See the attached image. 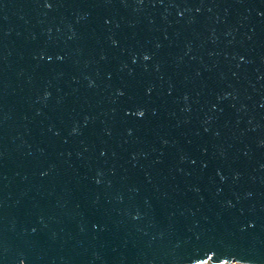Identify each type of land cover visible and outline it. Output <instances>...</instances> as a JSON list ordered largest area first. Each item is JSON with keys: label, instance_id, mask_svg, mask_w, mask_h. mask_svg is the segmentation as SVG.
Here are the masks:
<instances>
[{"label": "water", "instance_id": "obj_1", "mask_svg": "<svg viewBox=\"0 0 264 264\" xmlns=\"http://www.w3.org/2000/svg\"><path fill=\"white\" fill-rule=\"evenodd\" d=\"M264 264V0H0V264Z\"/></svg>", "mask_w": 264, "mask_h": 264}, {"label": "built area", "instance_id": "obj_2", "mask_svg": "<svg viewBox=\"0 0 264 264\" xmlns=\"http://www.w3.org/2000/svg\"><path fill=\"white\" fill-rule=\"evenodd\" d=\"M208 264H217V263H211V262H207ZM219 264H234V262H223V263H219Z\"/></svg>", "mask_w": 264, "mask_h": 264}]
</instances>
